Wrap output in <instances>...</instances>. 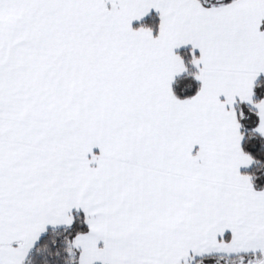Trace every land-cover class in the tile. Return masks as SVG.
I'll return each instance as SVG.
<instances>
[{
	"label": "snow or ice",
	"instance_id": "6c2138e0",
	"mask_svg": "<svg viewBox=\"0 0 264 264\" xmlns=\"http://www.w3.org/2000/svg\"><path fill=\"white\" fill-rule=\"evenodd\" d=\"M0 264H264V0H0Z\"/></svg>",
	"mask_w": 264,
	"mask_h": 264
}]
</instances>
